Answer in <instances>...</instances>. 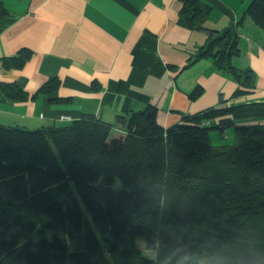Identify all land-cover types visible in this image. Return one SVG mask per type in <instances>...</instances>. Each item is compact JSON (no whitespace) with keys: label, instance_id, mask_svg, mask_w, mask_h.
Returning a JSON list of instances; mask_svg holds the SVG:
<instances>
[{"label":"trees","instance_id":"trees-1","mask_svg":"<svg viewBox=\"0 0 264 264\" xmlns=\"http://www.w3.org/2000/svg\"><path fill=\"white\" fill-rule=\"evenodd\" d=\"M180 2L178 23L203 28L211 6ZM242 13L264 31V0ZM237 23L209 30L193 55L210 56L235 79L231 99L253 88L252 71L232 63ZM58 85L49 78L39 92ZM0 89L8 99L27 95L15 82ZM201 93L196 87L188 98ZM252 111L264 102L212 107L163 128L151 106L118 117L125 135L93 115L38 129L0 125V264H175L170 247L207 249L211 241L264 249V124L225 118ZM228 127L234 143L213 145L210 131Z\"/></svg>","mask_w":264,"mask_h":264},{"label":"crops","instance_id":"crops-1","mask_svg":"<svg viewBox=\"0 0 264 264\" xmlns=\"http://www.w3.org/2000/svg\"><path fill=\"white\" fill-rule=\"evenodd\" d=\"M204 1L211 10L203 28L188 29L178 23L180 0H0V83L15 82L27 94L8 99L0 89V125L38 129L93 115L120 135L119 116L151 106L167 128L212 107L264 102V41L259 28L242 19L250 0ZM233 23L239 51L250 61L243 66L236 55L232 63L252 71L253 88L231 99L235 79L210 56L192 57L209 30ZM24 53L29 56L19 65ZM52 77L58 88L39 92ZM196 87L201 95L189 99ZM227 117L264 124V111Z\"/></svg>","mask_w":264,"mask_h":264},{"label":"clouds","instance_id":"clouds-1","mask_svg":"<svg viewBox=\"0 0 264 264\" xmlns=\"http://www.w3.org/2000/svg\"><path fill=\"white\" fill-rule=\"evenodd\" d=\"M168 258H174L175 264H258L264 260V249L248 247L233 249L230 246L220 248L193 249L177 244L168 249Z\"/></svg>","mask_w":264,"mask_h":264},{"label":"rangeland","instance_id":"rangeland-1","mask_svg":"<svg viewBox=\"0 0 264 264\" xmlns=\"http://www.w3.org/2000/svg\"><path fill=\"white\" fill-rule=\"evenodd\" d=\"M258 32H259V36L262 37V41H264V31H262L261 29H259ZM239 52H240V55L239 56L237 55V57L240 58V61H243L244 60L242 62V65L244 66L245 65L244 63L245 62H248L250 60H249L248 57H246L245 51L242 52L243 55H241V50ZM235 67H237V66H235ZM238 68L240 69V67H238ZM247 123H250V122H247ZM122 131L123 132H121L120 134L125 135V128L124 127H123ZM112 132H113L112 135H114L116 133H118V135H119V132H117V131H112ZM210 136H211V143L213 145H221V144L232 145L234 143V133H233V128L232 127L226 128L223 133H221L219 130H211L210 131ZM114 185H115V187H118L119 186L118 182H115ZM213 202H215V201H213ZM196 211L197 212L195 214H198L199 211L198 210H196ZM203 221H206V220H202V221H198V222H203ZM137 244H138V247L139 248H141V249L144 248V243H143L142 240H138V243ZM214 244H216V242L215 241H211V245H209L207 243V246L209 248H212V246H214V248L215 247H217V248L222 247V245H218V244L217 245H214ZM149 254H151V253L149 252Z\"/></svg>","mask_w":264,"mask_h":264},{"label":"water","instance_id":"water-1","mask_svg":"<svg viewBox=\"0 0 264 264\" xmlns=\"http://www.w3.org/2000/svg\"><path fill=\"white\" fill-rule=\"evenodd\" d=\"M196 58V56L193 57V60Z\"/></svg>","mask_w":264,"mask_h":264}]
</instances>
